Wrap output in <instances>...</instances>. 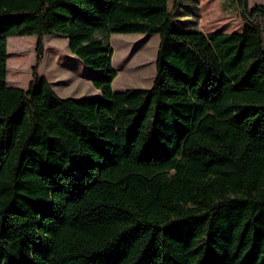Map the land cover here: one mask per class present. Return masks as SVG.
<instances>
[{
  "label": "trees",
  "instance_id": "obj_1",
  "mask_svg": "<svg viewBox=\"0 0 264 264\" xmlns=\"http://www.w3.org/2000/svg\"><path fill=\"white\" fill-rule=\"evenodd\" d=\"M168 0H0V264H264V5L239 33L173 30ZM112 34L158 37L148 89L115 92ZM60 35L99 97L37 75ZM37 39L27 90L9 37Z\"/></svg>",
  "mask_w": 264,
  "mask_h": 264
},
{
  "label": "rangeland",
  "instance_id": "obj_2",
  "mask_svg": "<svg viewBox=\"0 0 264 264\" xmlns=\"http://www.w3.org/2000/svg\"><path fill=\"white\" fill-rule=\"evenodd\" d=\"M174 1L168 0V10L173 9ZM248 4L249 7L264 5V0H248ZM235 10V0H179L173 12V30L239 33L243 24L235 16ZM36 45L37 39L33 36L7 39V86L27 90L35 65ZM108 45L112 50L111 68L115 72L111 84L113 91L152 86L156 74V35L112 34ZM37 75L62 99L100 96L90 83L97 72L69 53L63 36L49 35L42 39V59L37 65Z\"/></svg>",
  "mask_w": 264,
  "mask_h": 264
}]
</instances>
